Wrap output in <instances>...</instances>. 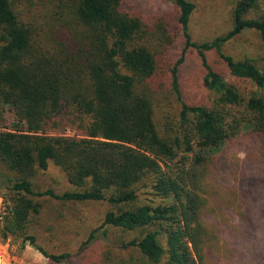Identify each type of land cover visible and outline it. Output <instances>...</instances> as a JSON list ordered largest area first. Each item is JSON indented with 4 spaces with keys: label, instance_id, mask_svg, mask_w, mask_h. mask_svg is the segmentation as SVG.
I'll return each mask as SVG.
<instances>
[{
    "label": "trees",
    "instance_id": "trees-1",
    "mask_svg": "<svg viewBox=\"0 0 264 264\" xmlns=\"http://www.w3.org/2000/svg\"><path fill=\"white\" fill-rule=\"evenodd\" d=\"M17 1L0 0V120L4 106L17 117L15 129L0 133V194L8 202L3 238L20 241V250L34 247L51 263L71 264L72 253L49 252L35 230L40 199L107 203L110 209L85 245L112 230L141 232L122 242L139 252V264H207L210 242L219 241V229L212 232L207 219L216 152L244 131L264 139V68L223 48L248 30L264 43V0H239L233 28L201 43L191 35L196 4L168 0L185 48L171 68L180 125L165 134L155 120L152 81L167 59L162 53L175 44L168 23L149 24L124 7L126 0H63L71 22L45 31L21 17ZM190 49L206 70L208 105L189 104L183 96L179 68ZM212 51L232 78L255 90L245 95L215 70ZM58 130L64 133L53 132ZM51 163L66 174L71 190L43 188L39 179ZM231 208L236 222L227 225L229 234L264 237V211ZM229 242H223L218 264ZM236 263L252 264L247 257Z\"/></svg>",
    "mask_w": 264,
    "mask_h": 264
},
{
    "label": "rangeland",
    "instance_id": "rangeland-1",
    "mask_svg": "<svg viewBox=\"0 0 264 264\" xmlns=\"http://www.w3.org/2000/svg\"><path fill=\"white\" fill-rule=\"evenodd\" d=\"M190 1L197 6L190 26L194 41L199 43L212 41L233 28L232 11L239 0ZM16 7L26 22L45 31L56 29V26L63 23L67 26L66 23L71 22L63 0H18ZM124 7L141 16L149 24L160 21L168 23L175 36L174 46L162 53L167 59L161 63V71L152 81L156 90L154 93L156 123L162 134L170 133V130L179 128L181 112V104L172 88L171 68L185 48V38L176 23L175 6L168 0H126ZM152 39L156 45L154 37ZM223 50L236 60L249 58L264 68V43L254 30L238 35L226 43ZM185 57V62L179 68L185 101L192 105L210 104L212 97L203 86L206 70L198 53L190 49ZM208 58L211 66L225 74L242 93L248 95L255 90L252 83L232 78L226 63L215 51L209 52ZM3 110L0 133L15 129L17 123L14 109L4 106ZM53 132L64 133L63 130ZM216 157L207 195L209 214L207 219L212 232L219 229V241L210 242L211 251L210 253L208 251L207 264H218L221 253L219 250L222 249L225 239L230 242L224 248L223 264H238L236 261H242L245 257L250 259L252 264H264V237L255 240L251 234L253 232L236 231L229 234L227 229V225L235 221L231 207L249 210L252 207L257 213L264 211V139L253 137L244 131L232 143L216 152ZM247 159L249 164L253 165V170L246 168ZM39 182L44 189L51 188L59 193L72 189L66 174L52 163L49 171L39 179ZM239 183L240 187L235 192L234 187ZM142 197L154 199L152 196ZM40 201L44 207L35 230L49 252L72 253L71 264H139L141 257L139 252L136 249L123 248L122 242L140 237L141 232L124 233L112 230L107 238L98 237L89 244H84L90 232L102 223L105 213L110 209L107 203L63 204L49 199ZM7 214L8 202H5L0 194V228L3 227V218ZM0 245L15 255L20 264H55L32 246L27 245L24 250H20V241L14 238L5 240L1 231Z\"/></svg>",
    "mask_w": 264,
    "mask_h": 264
},
{
    "label": "built area",
    "instance_id": "built-area-1",
    "mask_svg": "<svg viewBox=\"0 0 264 264\" xmlns=\"http://www.w3.org/2000/svg\"><path fill=\"white\" fill-rule=\"evenodd\" d=\"M66 135H71L73 136L74 133H72L71 131H67ZM0 264H20L18 258L13 255L10 254L5 247H3L2 245H0Z\"/></svg>",
    "mask_w": 264,
    "mask_h": 264
}]
</instances>
